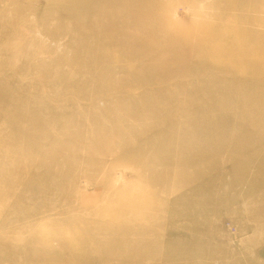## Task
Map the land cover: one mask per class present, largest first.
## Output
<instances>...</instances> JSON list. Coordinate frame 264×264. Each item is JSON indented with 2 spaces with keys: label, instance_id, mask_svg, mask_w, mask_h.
I'll return each mask as SVG.
<instances>
[{
  "label": "rangeland",
  "instance_id": "obj_1",
  "mask_svg": "<svg viewBox=\"0 0 264 264\" xmlns=\"http://www.w3.org/2000/svg\"><path fill=\"white\" fill-rule=\"evenodd\" d=\"M256 46L264 0H0V264H264Z\"/></svg>",
  "mask_w": 264,
  "mask_h": 264
},
{
  "label": "bare ground",
  "instance_id": "obj_2",
  "mask_svg": "<svg viewBox=\"0 0 264 264\" xmlns=\"http://www.w3.org/2000/svg\"><path fill=\"white\" fill-rule=\"evenodd\" d=\"M142 1V0H141ZM141 3V2H140ZM130 4H132V3H130ZM138 6V5H137ZM125 8V7H124ZM134 8V7H133ZM239 45H240V43H239ZM243 45V44H242ZM238 47V46H237ZM259 47V46H258ZM258 47L256 46V49H258ZM240 48V47H239ZM260 48V47H259ZM255 49V50H256ZM244 50H245V47H244ZM250 50V49H249ZM252 50V49H251ZM253 52H255L254 50H252ZM224 52H226V51H224ZM223 52V54H226L227 55V53H224ZM246 52V51H245ZM250 52V51H249ZM213 53V52H212ZM229 53V52H228ZM247 53V55H248V51L246 52ZM210 54V53H209ZM239 54L241 55V52H239ZM249 54H251V52L249 53ZM255 54H257V55H263L264 56V47L262 48V50H257L256 51V53ZM210 55H212V54H210ZM222 55V54H221ZM221 55H220V57H221ZM229 55H230V53H229ZM244 55H246V54H244ZM246 55V56H247ZM251 55H253V54H251ZM216 56H217V54H216ZM223 56H225V55H223ZM249 56V55H248ZM262 56V57H263ZM213 57V56H212ZM236 57H240L239 55H237V53H236V56H234V57H227V58H236ZM245 57V56H244ZM250 57H253V56H250ZM255 57V56H254ZM214 58V57H213ZM222 58V57H221ZM215 59V58H214ZM219 59V58H218ZM246 62H247V60H246ZM217 64V63H216ZM243 65V64H242ZM226 68V67H225ZM229 68V67H228ZM249 69V68H248ZM229 71V70H228ZM237 71V70H236ZM241 71H242V69H241ZM241 71H240V73H241ZM238 72V71H237ZM233 74H234V72H232ZM239 73V74H240ZM241 75V74H240ZM235 78V77H234Z\"/></svg>",
  "mask_w": 264,
  "mask_h": 264
}]
</instances>
